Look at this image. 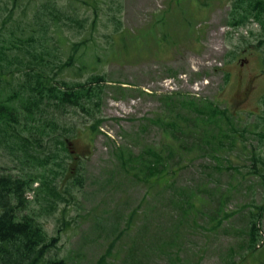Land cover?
Returning a JSON list of instances; mask_svg holds the SVG:
<instances>
[{
    "label": "rangeland",
    "instance_id": "rangeland-1",
    "mask_svg": "<svg viewBox=\"0 0 264 264\" xmlns=\"http://www.w3.org/2000/svg\"><path fill=\"white\" fill-rule=\"evenodd\" d=\"M42 1L0 0L2 55L21 56L20 42L30 33L39 35L34 11ZM55 1L61 10L86 18L83 31L60 20L51 28L61 27L60 43L51 37L53 31L42 43L59 45L50 52L64 60L71 44L85 39L74 53L85 68L79 75L64 74L99 73L109 82L101 94L98 131H86L90 119L81 112L63 116L71 128L64 158L68 169L56 180L64 198L51 214L39 217L47 234L58 237L50 253L66 264H96L101 255L102 264H264V211L258 216L259 239L248 248L250 215L264 207V187L248 169L250 149L264 157V137L252 125L264 95L261 25L250 19L244 26H230L233 0H121V32L113 33L104 11L110 2L95 12L81 0ZM2 64L0 100H5L16 79L1 74L7 69L6 61ZM166 96L213 101L242 117L241 125L249 123L245 142L221 153L231 165L183 149L182 140L163 131L159 118L183 126L189 122L175 117L178 108L188 118L194 115L180 106L166 111ZM14 104L20 117V103ZM242 142L248 149L241 148ZM146 149L165 154L178 169L172 176L149 179L148 185L135 177L130 162L122 168L121 150L135 156ZM11 158L1 144L0 164L11 168L1 170L20 174ZM135 169H140L138 162ZM25 196L38 212L33 191Z\"/></svg>",
    "mask_w": 264,
    "mask_h": 264
},
{
    "label": "trees",
    "instance_id": "trees-1",
    "mask_svg": "<svg viewBox=\"0 0 264 264\" xmlns=\"http://www.w3.org/2000/svg\"><path fill=\"white\" fill-rule=\"evenodd\" d=\"M81 1L95 12L97 7L103 10L101 4L110 2L112 6H108L104 11L110 15L108 21L113 26L112 32H121V0ZM61 8L55 0L41 2V7L34 11L38 25L35 30L39 35L33 37L30 33L20 42L18 49L23 52L21 56L8 58L5 53L2 55L3 51L0 49V67L3 66L2 61L7 63V69L2 70L1 74H8L11 80L16 79L15 84L11 85L12 93L5 100H0V145L5 144L9 154L14 157L10 159L16 164L14 168L22 169L20 174L3 172L1 169L11 168L0 164V264H66L63 257L50 253V250L56 247L58 237L49 236L39 220L40 216L51 214L56 204L64 198L56 180L59 174L68 169L64 158L68 156L67 132L71 128L63 116L72 110L89 117V123L86 125L89 134L98 131L102 122L99 108L101 94L109 82L107 78L99 73H92L84 78L82 75L75 77L64 74L71 72L72 75H79L85 68V63L74 55L77 47L85 44V39L72 43L73 50L64 60L58 56L54 57L50 52L58 49L59 45L48 48L42 43L45 33L52 31L51 37L60 43L63 36L61 27L51 29L60 20L70 26H79L77 32L83 31L86 18H78L76 12L68 13ZM250 19L260 24L264 31V0H233L227 23L236 28L246 25ZM94 22L95 18L91 24ZM262 62L264 64V58ZM224 78L225 81L228 80L227 75ZM6 79L2 77L3 81ZM117 84V89L124 90L119 87L122 85ZM166 98V111L172 112V109L180 106L192 110L194 115L188 118L181 114L178 108L174 111L175 117L181 116L189 122L183 126L175 119L163 121L159 118L157 120H160L163 131L182 140L179 145L181 148H192L201 152L200 154H210L218 163L227 162L231 165L228 158L221 153L229 147L237 146L239 141L245 142L244 134L249 132V123L241 125L242 117L232 114L226 107L222 108L213 101L199 102L183 97L175 101L171 96ZM16 100L22 108L20 117L14 104ZM260 108L252 125L254 129L259 127L258 134L264 137V95L261 97ZM19 125L20 130L17 129ZM191 137L193 138L190 140ZM243 142L241 148L248 149ZM248 153L251 164L248 169L259 178L264 187V157L255 150L250 149ZM144 154L134 156L129 153L125 156L121 150L120 160L122 168L130 162L135 177L148 185L149 179L156 181L166 174L172 176L173 169H178V165H171L170 159L160 151L146 149ZM167 154H172V151ZM137 162L140 169H135ZM76 179L80 185V179ZM35 182L37 185L33 187ZM29 191H33V200L40 206L38 212L29 206L31 200L25 196V192ZM192 192V198L197 196ZM188 205L195 209L192 202ZM263 211L264 207L258 214L250 215L249 249L255 248L259 239L258 216H261ZM103 260L104 256L101 255L96 264H102Z\"/></svg>",
    "mask_w": 264,
    "mask_h": 264
}]
</instances>
